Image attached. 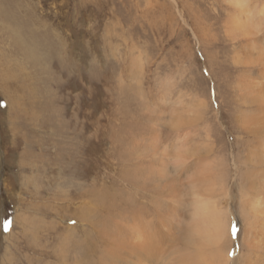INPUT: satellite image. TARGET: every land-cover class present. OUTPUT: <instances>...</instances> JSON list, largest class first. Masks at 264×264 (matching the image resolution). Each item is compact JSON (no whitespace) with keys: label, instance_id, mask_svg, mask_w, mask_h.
<instances>
[{"label":"rangeland","instance_id":"rangeland-1","mask_svg":"<svg viewBox=\"0 0 264 264\" xmlns=\"http://www.w3.org/2000/svg\"><path fill=\"white\" fill-rule=\"evenodd\" d=\"M2 2L21 8L2 3L7 23L29 22L23 9L33 33L40 23L51 36H35L33 66L0 30V264H113L116 233L131 242L114 261L124 264L143 253L136 231L153 238L148 264H180L187 250L225 242L187 238L202 203L225 208L231 258L260 251L264 231L250 232L240 191L264 177V0H249L246 15L230 0ZM235 14L248 28L234 27Z\"/></svg>","mask_w":264,"mask_h":264},{"label":"bare ground","instance_id":"bare-ground-1","mask_svg":"<svg viewBox=\"0 0 264 264\" xmlns=\"http://www.w3.org/2000/svg\"><path fill=\"white\" fill-rule=\"evenodd\" d=\"M4 1V0H3ZM7 1V0H6ZM9 4L13 5V2L12 0H8ZM231 3L233 4V6L236 8L237 10V14L241 12V15L245 14L246 11L249 12V9H248V6L246 7L247 3L249 2V0H230ZM2 0L0 1V30L1 31H6V33H8L12 39V42H13V46L12 47H15L13 49H16V51L21 54L22 58L25 60V62H29L31 64H34L33 66H37L38 65V62L39 60L41 59V55H39L37 49L38 48V43L37 41L40 40V39H37L36 37H39V38H44L45 40H43V42H47L48 40V37L51 36L49 35L47 37V31L45 32V30H41L39 29V26L43 27L42 24L40 23H37L36 27H38V30L37 32L35 31L34 33L29 29V22L32 20L33 17L31 18H27L26 15L27 12L26 10H23L22 9V12L23 14L25 15V20H28L29 22H22L19 23L17 22V18L16 20H14V22H11V23H7L6 20H5V16H4V13H8L7 10L5 9V6L9 7L5 2L2 4ZM12 8L9 7L8 11L10 13H13V9L15 12L17 13H21V8L18 6V5H14V8L13 6H11ZM11 9V10H10ZM261 15H264V9L262 10V12H260ZM246 15V14H245ZM232 23L234 25V27H238L240 28L242 25H245L247 26L246 28H248V23L246 25V22L243 23L242 25L241 24H238L240 23L241 21L238 20L236 14L232 17ZM38 21V20H37ZM245 21V20H244ZM31 23V22H30ZM42 23V22H41ZM27 24V25H26ZM31 26V25H30ZM40 27V28H41ZM244 27V26H242ZM32 28V27H31ZM254 29L256 30V32L258 33L260 31V25H255ZM247 30V29H246ZM252 30V29H251ZM250 30V31H251ZM249 31V32H250ZM253 31V30H252ZM234 32V31H233ZM255 32V34L253 35H257V33ZM36 33V34H35ZM50 33V32H49ZM252 33V32H251ZM247 35H251L250 33L247 34ZM36 36V37H35ZM53 36V35H52ZM8 38V37H7ZM6 38V39H7ZM35 38V39H34ZM50 39V38H49ZM42 40V39H41ZM7 41V40H6ZM41 42V41H40ZM49 42V40H48ZM50 43V42H49ZM55 43V42H54ZM53 43V44H54ZM251 43V42H250ZM10 44V42H9ZM252 44V43H251ZM11 45V44H10ZM9 45V46H10ZM56 45V44H55ZM3 46V45H2ZM58 46V45H57ZM50 48V47H49ZM57 48V47H55ZM54 48V49H55ZM1 49V48H0ZM8 49V48H7ZM51 50V49H50ZM61 50V49H60ZM248 49H245L243 50V52L247 51ZM11 52V51H10ZM55 52V51H54ZM53 51H48L47 54L48 55H53L54 53ZM262 53V58H259L260 60L264 61V51H260ZM12 53V52H11ZM16 53V52H15ZM9 54V53H6V55ZM10 55V54H9ZM60 55V54H59ZM245 53H244V57H245ZM12 56H17V54L13 55ZM19 56V55H18ZM18 56L16 59H18ZM61 56V55H60ZM11 57V58H13ZM20 58V57H19ZM15 59V58H14ZM44 59V58H43ZM46 59V58H45ZM44 59V60H45ZM54 59V58H52ZM257 60L256 63L260 62V60ZM19 60V59H18ZM47 60V59H46ZM55 60V59H54ZM60 60V59H59ZM255 60V59H253ZM14 61V60H12ZM17 61V60H16ZM48 61H49V58H48ZM63 61V60H62ZM238 63L239 62H243V63H246L245 61H243V59L241 60H238L237 61ZM13 63V62H12ZM11 63V64H12ZM20 64V62H17ZM52 63V62H51ZM54 63V62H53ZM58 63V62H57ZM60 63V62H59ZM19 64L17 66H19ZM22 64V63H21ZM45 64V63H44ZM250 64V63H249ZM260 64V63H259ZM13 65V64H12ZM15 65V64H14ZM49 64H47L48 66ZM59 65V64H58ZM256 65V64H254ZM11 67V66H10ZM15 67V66H14ZM24 67V66H23ZM13 69V67L11 68ZM16 70V69H15ZM18 71V70H16ZM24 71H25V67H24ZM23 71V72H24ZM42 71V70H41ZM47 71V70H46ZM26 72V71H25ZM36 72V71H35ZM34 72V74H35ZM48 72V71H47ZM28 73V72H27ZM27 73H26V77H27ZM8 74V73H6ZM21 74V73H20ZM33 74V73H31ZM33 74V75H34ZM43 74V73H42ZM9 75V74H8ZM19 75V74H18ZM25 75V74H24ZM30 75V74H29ZM22 76V75H20ZM43 76V75H42ZM14 77V75H13ZM9 79V77H6ZM37 78V77H36ZM43 78V77H42ZM5 79V78H4ZM15 79V78H14ZM22 79V78H21ZM20 79V80H21ZM2 80V78H1ZM25 80V79H24ZM30 80V78L28 79ZM27 80V81H28ZM42 80V79H41ZM40 80V81H41ZM44 80V79H43ZM52 80V79H51ZM31 81V80H30ZM38 81V80H37ZM39 81V82H40ZM254 81V80H253ZM44 82V81H43ZM258 82V81H257ZM7 83V82H6ZM5 83V84H6ZM21 83V82H20ZM12 84V83H11ZM19 84V83H18ZM26 84V83H25ZM31 84V83H30ZM3 85V83H2ZM22 85V83H21ZM24 85V84H23ZM28 85V83H27ZM1 86V85H0ZM4 86V85H3ZM28 87V86H27ZM35 87V86H34ZM250 87V86H249ZM257 87V86H256ZM8 88V86H7ZM13 88V87H12ZM25 88V87H24ZM37 88V87H36ZM20 89V88H19ZM9 90V89H8ZM15 90V89H14ZM17 90V89H16ZM22 90V89H21ZM49 90V89H48ZM23 91V90H22ZM26 91V90H25ZM28 91V90H27ZM31 91V90H30ZM36 91V90H35ZM5 92H8V91H5ZM29 92V91H28ZM38 92V91H37ZM30 94V93H29ZM260 96L257 97L255 95V97L253 98L255 101H257L258 103H260L262 100H260ZM7 99V98H6ZM9 101V106L7 108L8 109H14V107H16V104L14 102H12L10 99H7ZM8 104V103H7ZM18 106V105H17ZM19 109V108H18ZM21 110V109H20ZM19 110V111H20ZM19 113V112H18ZM90 141V140H89ZM67 151V150H66ZM83 151V150H82ZM253 156V155H252ZM258 158V157H257ZM67 159V158H66ZM81 160V159H80ZM163 160V159H162ZM254 160V159H253ZM197 168V167H196ZM149 169V168H148ZM203 169V168H202ZM207 169V168H206ZM205 169V170H206ZM140 170V169H139ZM142 172V170H140ZM153 170H150L149 175L150 173H152ZM199 171V170H198ZM256 172L254 171L253 174H255ZM135 174V173H134ZM137 174V172H136ZM252 174V170H248V174L247 175H251ZM138 175H141V174H138ZM143 176V175H142ZM148 176V175H147ZM253 176V175H252ZM95 178V177H94ZM93 178V180H94ZM141 178V177H140ZM139 178V179H140ZM138 180V179H137ZM196 180V179H195ZM258 182L259 184L261 185L260 186V189H255L253 187V185L255 184H250L249 186H247L246 188L243 186L241 191H240V194L242 195V205H243V208L241 209V215L243 216L244 220H245V223H246V220L248 219L249 220V224H250V232L252 231L253 228H256V224L257 226H260L259 227V234H260V230H263L264 231V177H259L258 179ZM140 181V180H139ZM219 182V181H218ZM220 183V182H219ZM222 185V184H221ZM95 189H96V194L98 196V198L96 199V201L94 202H97L98 205H102L104 203V194H106L104 192V190L100 187H96L95 185ZM196 190V189H195ZM193 191V190H192ZM202 191V190H201ZM250 191V192H249ZM229 192V191H228ZM228 192H225L224 195L226 196ZM231 192V191H230ZM229 192V193H230ZM200 194V193H199ZM113 197V196H112ZM54 198V197H53ZM108 198V196H107ZM201 198V197H200ZM106 199V198H105ZM112 199V198H111ZM206 199V198H205ZM200 200V199H199ZM113 201V200H112ZM203 201V200H202ZM107 202V201H106ZM110 202V201H109ZM226 203V201H225ZM90 204V203H89ZM111 204V203H110ZM114 204V203H113ZM92 205V204H91ZM109 205V203H108ZM197 205V203H196ZM90 206V205H89ZM110 206V205H109ZM96 207V206H95ZM94 207V208H95ZM176 207V206H175ZM228 208V207H227ZM230 208V207H229ZM107 209V208H106ZM112 209V208H111ZM133 209V208H132ZM137 209V208H136ZM126 210V208L124 209ZM107 211V210H105ZM111 211V210H110ZM79 212V210H78ZM81 212V210H80ZM83 212V211H82ZM81 212V213H82ZM87 212V211H86ZM112 212V211H111ZM127 212V211H126ZM222 211L220 212H217L216 209L213 207L212 203L208 205V203H202V204H199L197 206V208L193 209V212L191 213L192 216H190V218L192 217L191 219V222H190V233H189V236L187 234V238H189L190 240H193L196 238L197 241V244L195 245L196 246H199V245H203V246H209L211 247L210 244H214L216 246L219 245H222L223 242L224 244L222 245L223 247H221L219 250L216 249V252L213 253L212 249H208L207 251H201L195 250H187L186 252H184L182 255H181V259H180V264H264V245L262 246L260 244V251H257V254H248L247 257H245V254L242 253V248L239 247V251H238V254L235 255L234 257H230L227 253V249L229 247V243L226 242V238L229 237V224H228V220L225 219V216L227 217V212L224 208V211L221 213ZM224 212L226 213V215L224 214ZM84 213V212H83ZM122 213V212H121ZM128 213V212H127ZM140 213V211H139ZM259 213H260V217H262V220H260L259 222H256V219L259 218ZM137 215V213H136ZM19 216V217H18ZM85 216V215H84ZM104 216V215H103ZM107 216V215H105ZM112 216V215H110ZM133 216V215H132ZM81 217V216H80ZM86 217V216H85ZM102 217V216H101ZM108 217V216H107ZM106 217V219H107ZM20 219V213L15 216V220L14 222L17 220V219ZM82 219H83V216H82ZM88 219V217H87ZM109 219H111V217H109ZM121 219V217H120ZM129 219V217H128ZM127 219V220H128ZM131 219V217H130ZM261 219V218H260ZM60 220V219H59ZM122 220V219H121ZM108 222V219L106 220ZM52 222V221H51ZM55 222V221H54ZM102 222V221H101ZM105 222V220H104ZM112 222V221H110ZM127 222V221H126ZM113 223V222H112ZM117 223V222H116ZM96 224V223H95ZM189 224V223H187ZM51 225H49L50 227ZM58 226V225H57ZM135 226V225H134ZM103 227V226H102ZM52 228V227H50ZM111 228V227H110ZM117 228V226H116ZM51 230V229H50ZM56 230V228L54 229V231ZM105 230V229H104ZM113 230V229H112ZM135 230V229H134ZM189 230V229H188ZM27 231V230H26ZM52 231V230H51ZM136 231V230H135ZM12 231H9L8 234H10ZM56 232V231H55ZM54 232V233H55ZM108 232V231H106ZM115 232V231H114ZM134 232V231H133ZM137 233L134 234V245L137 244L135 247L136 249H140L142 248L143 250V253H136L134 254H130L131 258L129 257L128 260H126V263L124 264H148L149 260L151 261V256L154 254H152V252H154L152 250V244L153 242V238L151 237V235L147 234L146 236L142 234H140L141 232H138L136 231ZM135 233V232H134ZM59 234V232H58ZM117 234V233H116ZM116 234L112 235L114 237H111L110 239L112 240L111 242H113L111 245L112 247L111 248H108V252L109 254H107V257L109 259V263L110 260L112 259L113 260V264L118 260V256H119V253L120 251L126 249L130 244L131 242L128 241V239H126V237H117ZM25 235V234H24ZM62 235H65V232L64 234L62 233ZM72 235V234H71ZM74 236V235H73ZM61 237V236H60ZM59 237V238H60ZM133 237V236H132ZM264 237V235H263ZM58 238V235L57 237ZM55 238V239H56ZM58 238V239H59ZM132 239V238H131ZM264 239V238H263ZM68 240V239H67ZM106 240V239H105ZM157 241V240H155ZM106 242V241H104ZM187 242L189 243L190 241L187 240ZM191 242H194V241H191ZM191 242L188 244V245H191ZM130 243V244H128ZM78 244H76L75 246H77ZM126 245V247H125ZM74 246V247H75ZM109 246V245H108ZM78 247V246H77ZM80 247V246H79ZM84 247V246H83ZM110 247V246H109ZM134 247V246H133ZM134 247V248H135ZM130 248V247H129ZM80 249V248H79ZM190 249V248H189ZM78 251V248L76 249ZM84 250V249H83ZM83 250H81L83 252ZM99 250V249H98ZM251 250L252 252H256V246L255 245H252L251 246ZM80 251V252H81ZM99 252V251H97ZM101 252V251H100ZM117 252V253H115ZM132 253V252H131ZM223 253L224 256H220V254ZM79 254V253H78ZM127 251H126V255L125 257L127 256ZM91 256V255H90ZM155 258V257H154ZM132 259V260H131ZM111 260V261H112ZM124 260V261H125ZM105 261V260H104ZM115 261V262H114ZM120 261V260H119ZM105 263V262H104Z\"/></svg>","mask_w":264,"mask_h":264},{"label":"snow or ice","instance_id":"snow-or-ice-1","mask_svg":"<svg viewBox=\"0 0 264 264\" xmlns=\"http://www.w3.org/2000/svg\"><path fill=\"white\" fill-rule=\"evenodd\" d=\"M4 101L0 100V105H3ZM12 221L8 220L7 218H5V220L3 221V231L4 232H8L10 230V225H11ZM230 231L231 234L234 236L237 232V228L235 224H231L230 225Z\"/></svg>","mask_w":264,"mask_h":264}]
</instances>
